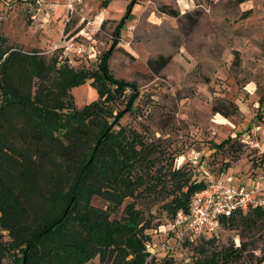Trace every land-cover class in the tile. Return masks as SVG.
<instances>
[{
    "label": "rangeland",
    "instance_id": "rangeland-1",
    "mask_svg": "<svg viewBox=\"0 0 264 264\" xmlns=\"http://www.w3.org/2000/svg\"><path fill=\"white\" fill-rule=\"evenodd\" d=\"M133 1L0 0V36L5 49L59 57L92 72L124 22L110 71L140 89L121 125L141 136L148 167H183L192 178L208 171L258 184L254 178L264 174V0H141L129 13ZM93 82L88 78L73 90L76 108L100 99ZM114 105L125 109L120 101ZM61 173L65 179L64 167ZM162 198L137 200L144 217L138 225L148 220L151 226L145 244L152 238L159 245L169 233L164 223L171 214ZM133 200L110 208L112 218L125 216ZM93 203L109 207L101 197ZM240 214L233 226L184 241L173 263L198 264L215 249L241 246L242 256L225 264H264V222L254 227L249 212ZM22 253L13 249L3 264H22ZM166 253L162 249L147 261L165 264Z\"/></svg>",
    "mask_w": 264,
    "mask_h": 264
},
{
    "label": "trees",
    "instance_id": "trees-1",
    "mask_svg": "<svg viewBox=\"0 0 264 264\" xmlns=\"http://www.w3.org/2000/svg\"><path fill=\"white\" fill-rule=\"evenodd\" d=\"M123 28L117 24L112 47L92 72L59 57L5 49L0 36V264L13 249L23 252L22 264H154L145 244L151 226L138 225L144 217L137 200L163 197L173 215L204 187L183 167L150 169L141 136L121 125L141 96L136 83L110 71ZM88 78L100 99L78 109L73 90ZM118 101L123 111L112 107ZM95 197L109 207L95 205ZM129 198L126 215L112 218L110 208ZM239 216L223 224L233 226ZM248 216L251 226L264 222L262 209ZM242 253L241 246L215 249L198 264H225ZM172 257L166 253L165 264H174Z\"/></svg>",
    "mask_w": 264,
    "mask_h": 264
},
{
    "label": "built area",
    "instance_id": "built-area-1",
    "mask_svg": "<svg viewBox=\"0 0 264 264\" xmlns=\"http://www.w3.org/2000/svg\"><path fill=\"white\" fill-rule=\"evenodd\" d=\"M197 180L205 185L195 191L188 209H178L164 223L169 230L167 238L159 245L152 238L146 243L150 255L162 249L172 255L184 241L192 242L204 233H217L225 218L255 209L264 210V174L257 175L254 180L259 183L253 185L231 182L213 174Z\"/></svg>",
    "mask_w": 264,
    "mask_h": 264
},
{
    "label": "crops",
    "instance_id": "crops-1",
    "mask_svg": "<svg viewBox=\"0 0 264 264\" xmlns=\"http://www.w3.org/2000/svg\"><path fill=\"white\" fill-rule=\"evenodd\" d=\"M205 173H206V175L211 174V173L208 172V171H206ZM226 174H227V173H226ZM206 175H204V176L202 175V177H201V176L194 177V179H196V178L203 179ZM231 175L234 176L233 174H231ZM215 176H217V177H218V176H223V177H224V174H223V175H222V174H221V175H215ZM232 176H231V177H232ZM224 178H225V177H224ZM226 179H227V178H226ZM231 180L234 181V178H233V179H230V178H229V181H231ZM234 182H235V181H234Z\"/></svg>",
    "mask_w": 264,
    "mask_h": 264
}]
</instances>
